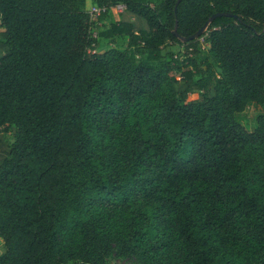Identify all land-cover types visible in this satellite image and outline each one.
Listing matches in <instances>:
<instances>
[{"label":"trees","instance_id":"16d2710c","mask_svg":"<svg viewBox=\"0 0 264 264\" xmlns=\"http://www.w3.org/2000/svg\"><path fill=\"white\" fill-rule=\"evenodd\" d=\"M94 1L0 0V264H264V0Z\"/></svg>","mask_w":264,"mask_h":264},{"label":"rangeland","instance_id":"374dc122","mask_svg":"<svg viewBox=\"0 0 264 264\" xmlns=\"http://www.w3.org/2000/svg\"><path fill=\"white\" fill-rule=\"evenodd\" d=\"M117 4H108L104 7H101L103 10L100 14L93 12V7L96 5L94 0H85L84 9L87 11L89 15V19L91 21V33L93 37H97V33L101 29H105L109 27V25L115 21L126 16L124 12L117 11ZM102 15V18L99 17ZM127 37H115L112 40L102 41L101 45L96 48V51H103L109 48H117V49H125L127 47ZM183 46V44H181ZM206 44L200 38L199 47L201 49L200 54L204 55ZM180 53H182L180 51ZM262 110L260 106L257 104L248 105L243 112L236 114V119L244 126L245 129L251 130L255 125V117ZM14 140V129L10 128L8 131H3L0 129V155L4 153L7 149L9 143ZM2 240L0 239V253L3 250ZM109 264H139L134 257L128 258H117L111 257L109 260Z\"/></svg>","mask_w":264,"mask_h":264},{"label":"water","instance_id":"95a60500","mask_svg":"<svg viewBox=\"0 0 264 264\" xmlns=\"http://www.w3.org/2000/svg\"><path fill=\"white\" fill-rule=\"evenodd\" d=\"M180 2V0H177L176 1V4L175 6H177V4ZM220 16H232V17H236V15L230 13V12H217V13H214L211 17H210V20L214 19L215 17H220ZM209 24V21H206L202 27H200L194 34L192 35H189L185 38H183V41L184 42H187V41H191L195 38H198L200 37V35L206 30L207 26ZM175 33V31H174Z\"/></svg>","mask_w":264,"mask_h":264},{"label":"built area","instance_id":"2783aa9c","mask_svg":"<svg viewBox=\"0 0 264 264\" xmlns=\"http://www.w3.org/2000/svg\"><path fill=\"white\" fill-rule=\"evenodd\" d=\"M116 7H117V11L118 12H122L125 9V5L123 3L122 4H117ZM102 10L103 9L100 6H98V5H95L93 7V12H95L97 14H100Z\"/></svg>","mask_w":264,"mask_h":264}]
</instances>
